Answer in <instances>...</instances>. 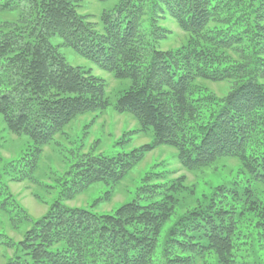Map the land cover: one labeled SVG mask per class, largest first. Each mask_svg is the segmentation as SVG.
Returning <instances> with one entry per match:
<instances>
[{"label": "trees", "instance_id": "obj_1", "mask_svg": "<svg viewBox=\"0 0 264 264\" xmlns=\"http://www.w3.org/2000/svg\"><path fill=\"white\" fill-rule=\"evenodd\" d=\"M75 4L0 0V12L20 11L18 22L0 23V114L13 132L45 146L76 116L102 107V82L65 62L50 42L59 38L133 83L119 109L151 128L156 146L175 147L182 166L194 170L238 158L246 175L264 183V0H120L102 16V32ZM167 18L195 40L176 51L159 50L169 34L161 25ZM199 80L237 84L219 100L197 96ZM153 148L80 162L64 195L122 181ZM238 192L223 186L209 208L182 220L170 232L162 263L196 264L212 251L216 264H246L233 254L235 213L216 206L218 198H240ZM168 214L162 202L132 203L105 216L58 202L27 232L21 243L26 255L7 264H154Z\"/></svg>", "mask_w": 264, "mask_h": 264}, {"label": "rangeland", "instance_id": "obj_2", "mask_svg": "<svg viewBox=\"0 0 264 264\" xmlns=\"http://www.w3.org/2000/svg\"><path fill=\"white\" fill-rule=\"evenodd\" d=\"M120 0H76L79 15L96 30H103L102 16ZM20 11L0 12V23H16ZM168 31L157 47L163 52L188 46L195 37L167 18L161 23ZM65 62L86 77H94L104 86L102 107L76 116L44 145L27 134L13 132L0 114V264L16 255L25 256L21 243L34 224L56 203L70 209H82L98 216L112 215L132 203L151 206L166 204L168 218L158 238L154 264H163L170 232L189 215L209 208L221 187L238 190L240 198H218L216 206L235 213L238 242L233 254L246 264H264V183L253 181L244 173L238 158L226 157L199 169L182 166L178 150L171 145H157V136L132 114L119 109V100L133 88L90 60L78 55L59 38L51 39ZM235 81H197V96L226 98ZM142 158L120 182L94 183L85 189H72L77 166L89 158H114L140 152ZM151 190L144 194L143 190ZM165 201V202H163ZM180 241H184L179 237ZM175 253L180 251L172 249ZM183 257V256H182ZM29 260V259H28ZM212 251L196 264H216Z\"/></svg>", "mask_w": 264, "mask_h": 264}]
</instances>
